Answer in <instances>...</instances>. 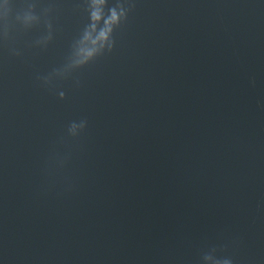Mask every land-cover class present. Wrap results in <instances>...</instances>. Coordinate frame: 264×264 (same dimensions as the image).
<instances>
[{
    "label": "water",
    "instance_id": "obj_1",
    "mask_svg": "<svg viewBox=\"0 0 264 264\" xmlns=\"http://www.w3.org/2000/svg\"><path fill=\"white\" fill-rule=\"evenodd\" d=\"M0 264H264V0L0 3Z\"/></svg>",
    "mask_w": 264,
    "mask_h": 264
},
{
    "label": "snow or ice",
    "instance_id": "obj_2",
    "mask_svg": "<svg viewBox=\"0 0 264 264\" xmlns=\"http://www.w3.org/2000/svg\"><path fill=\"white\" fill-rule=\"evenodd\" d=\"M4 2V0H0V3H3Z\"/></svg>",
    "mask_w": 264,
    "mask_h": 264
}]
</instances>
